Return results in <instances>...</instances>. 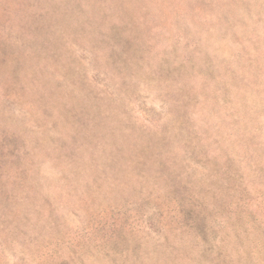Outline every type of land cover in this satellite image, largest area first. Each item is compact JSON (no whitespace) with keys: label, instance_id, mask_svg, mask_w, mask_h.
<instances>
[{"label":"rangeland","instance_id":"rangeland-1","mask_svg":"<svg viewBox=\"0 0 264 264\" xmlns=\"http://www.w3.org/2000/svg\"><path fill=\"white\" fill-rule=\"evenodd\" d=\"M0 264H264V0H0Z\"/></svg>","mask_w":264,"mask_h":264}]
</instances>
